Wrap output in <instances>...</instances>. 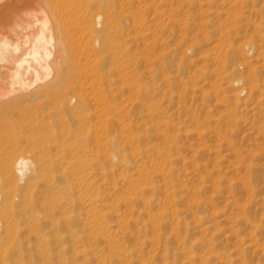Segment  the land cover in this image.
I'll list each match as a JSON object with an SVG mask.
<instances>
[{
	"label": "bare ground",
	"instance_id": "1",
	"mask_svg": "<svg viewBox=\"0 0 264 264\" xmlns=\"http://www.w3.org/2000/svg\"><path fill=\"white\" fill-rule=\"evenodd\" d=\"M133 1L0 0V67L9 70L0 104L19 107L24 123L23 142L0 136V264H177L179 249L194 264L200 241L180 219L176 184L162 181L178 157L152 142L157 129L144 120L154 117L157 73L148 69L144 86L136 47L131 58L144 22ZM254 49L244 42L229 56ZM245 77L234 80L235 100L245 91L262 100L264 75Z\"/></svg>",
	"mask_w": 264,
	"mask_h": 264
},
{
	"label": "rangeland",
	"instance_id": "2",
	"mask_svg": "<svg viewBox=\"0 0 264 264\" xmlns=\"http://www.w3.org/2000/svg\"><path fill=\"white\" fill-rule=\"evenodd\" d=\"M128 6L144 21L138 25L143 34L136 36L130 52L131 58L142 56L143 85L150 83L148 71L157 73L154 117L146 116L145 109L144 120L157 129L152 142L178 157L176 173L162 181L176 184L180 219L188 224V236L200 241L194 264H264V83L258 81L262 100L246 91L238 102L234 98L236 78L245 81L250 69L264 75V0H134ZM244 42H253L255 49L241 50L231 61L229 51ZM168 50L167 65L163 54ZM8 71L0 67L3 81ZM19 110L0 104L4 140L23 142ZM167 131L170 137L165 139ZM160 189L164 196L165 189ZM166 223L168 234L172 222ZM147 251L144 257L151 256ZM181 252L177 264H183Z\"/></svg>",
	"mask_w": 264,
	"mask_h": 264
}]
</instances>
